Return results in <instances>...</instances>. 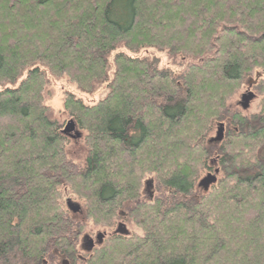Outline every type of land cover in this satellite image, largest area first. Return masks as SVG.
I'll list each match as a JSON object with an SVG mask.
<instances>
[{"label": "trees", "instance_id": "16d2710c", "mask_svg": "<svg viewBox=\"0 0 264 264\" xmlns=\"http://www.w3.org/2000/svg\"><path fill=\"white\" fill-rule=\"evenodd\" d=\"M0 38V264H264V113L227 106L264 76V0H0ZM62 76L78 138L43 102ZM132 167L155 174L142 199ZM110 212L142 233L79 247Z\"/></svg>", "mask_w": 264, "mask_h": 264}, {"label": "rangeland", "instance_id": "374dc122", "mask_svg": "<svg viewBox=\"0 0 264 264\" xmlns=\"http://www.w3.org/2000/svg\"><path fill=\"white\" fill-rule=\"evenodd\" d=\"M1 40V38H0ZM151 52H149L148 54H151L152 56H156L158 58L161 59L160 62V67H171L176 69V71L181 70L183 68L184 65H180L179 63L183 60V59H176L173 60L172 58H170L166 52H159L154 48L150 49ZM173 62H176L177 66L175 64H173ZM255 71V70H254ZM252 72L250 73V75H246L244 76V78L235 83L236 86H234L232 91H229L228 93V99H227V106L228 107H237L239 106L240 108L241 103L245 106L248 105L249 102L246 101V97H252L253 100L250 104V110L251 112L253 111L254 113H264V105L263 102L261 101V97L263 95L262 92L259 91V88H256L254 86H258L259 84H263L262 86H264V83H261V79L264 78V76H262V74L259 71L256 72ZM208 78V76L206 77L205 75H201L198 77V79L196 80V84H200L203 87H206L208 89V91L210 90V88L207 86L208 83H204V81ZM260 82V83H259ZM195 84V85H196ZM236 87V88H235ZM74 91L75 93H77V88L76 85L69 81L67 76H62L59 78H52V81L50 82V84H48L43 92L44 95V105L47 106L48 109V113L51 116V119L53 121H57L60 124H62V131L64 130L66 124L72 120L70 119V117L68 116L66 107H65V96H66V91ZM106 90L104 87H102L99 91H97L93 96H88L85 95V101L86 103H95L97 102L103 95H105ZM78 94V93H77ZM81 95V94H79ZM250 95V96H249ZM203 98H205L203 96ZM195 107V106H194ZM198 110V108H197ZM221 128V127H220ZM220 128L218 130H220ZM217 129V128H216ZM77 130V129H76ZM78 131V130H77ZM79 132V131H78ZM223 133V131H222ZM68 136L75 138V132H71L69 134H67ZM219 135V132H218ZM220 136V135H219ZM88 146L86 143V138L85 136L82 137L79 140H75L74 142L71 141V144L68 145V150L70 152L71 157H73V159H75L76 162L82 161L84 159V157H86L87 153H88ZM237 149L240 148H236L235 150L237 151ZM250 155V153L246 150L244 153V156L241 157V159L243 158H248ZM146 160V159H144ZM142 160V161H144ZM149 160V159H148ZM148 160H146V162H148ZM141 161V162H142ZM140 168H142V165H139ZM134 168L132 167L131 170L134 171L133 174H128L126 176V180L125 181H133V179L137 178L140 182L141 185V199L148 193H150V191L152 190V185L153 182H151V180H153V176L155 175L154 173H145L144 175L141 176V171L140 169ZM209 174H215L217 175L215 172H210L208 174H205L202 178L205 179L208 177ZM136 176V177H135ZM134 177V178H133ZM80 183V182H79ZM151 183V187L149 188V184ZM81 205V204H80ZM88 211V210H87ZM87 211L85 208H82V215L80 217L84 218L87 217ZM111 214V215H110ZM107 213V214H102L99 217H95V219L93 220V218L88 219L86 218V220L84 221L85 226H83V232H82V237L79 241V247L81 248H86V246H88V241L90 239H95L96 235L98 232H106V237L105 240H107L108 238H112L113 235L115 234H119V233H115L116 229H117V225L120 222H123L129 233H142L141 231V226H139L137 224V220L133 219V221L131 222L130 225L127 226V224L125 223V221L123 220H118L116 221L115 217L112 214V212ZM221 214V213H220ZM219 214V216H220ZM222 215V214H221ZM85 219V218H84ZM154 221V220H153ZM230 225H232V223H230ZM159 231H162V229L158 228ZM165 231V230H164ZM119 235H125V234H119ZM129 235V234H127ZM119 247V246H118ZM83 250V249H82ZM118 252V249H117ZM66 259L61 260V263L63 264V262ZM77 264V263H76ZM80 264V263H78Z\"/></svg>", "mask_w": 264, "mask_h": 264}, {"label": "water", "instance_id": "95a60500", "mask_svg": "<svg viewBox=\"0 0 264 264\" xmlns=\"http://www.w3.org/2000/svg\"><path fill=\"white\" fill-rule=\"evenodd\" d=\"M249 96H250V95H249ZM249 98H252V97H249ZM249 98H248V96L246 97V101H247V102H248V99H249ZM245 106H246V105H245ZM222 131H223V129L220 128V130H219V135H220V136H222V134H223ZM71 132H75V135H74L75 138H78V137L80 136L79 132L76 130L75 123H74V121H72V120H70V121L66 124V126H65V128H64V130H63V133H65V134H69V133H71ZM216 179H217V176H216L215 174H209L208 177L205 178V179H203L201 183H202V184H207V185H208V184H210V183L215 182ZM68 204H69V206H72V203H71V201H69V200H68ZM115 233H119V234H125V235H127V234H129V231H128L126 225H125L123 222H120V223L117 225V229H116ZM105 237H106V232H98L97 235H96V237H95V240H93L92 242H93V243H96L97 245H102L103 242H104ZM63 264H68V261L65 260V261L63 262Z\"/></svg>", "mask_w": 264, "mask_h": 264}, {"label": "flooded vegetation", "instance_id": "af4514ba", "mask_svg": "<svg viewBox=\"0 0 264 264\" xmlns=\"http://www.w3.org/2000/svg\"><path fill=\"white\" fill-rule=\"evenodd\" d=\"M151 187V183L149 184V188ZM93 241V239H90L89 241H88V246H87V249H88V251H91L93 248H95L97 245L95 244V243H93L92 242Z\"/></svg>", "mask_w": 264, "mask_h": 264}]
</instances>
